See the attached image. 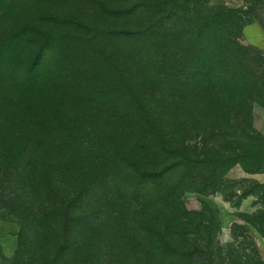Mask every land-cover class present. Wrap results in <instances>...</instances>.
I'll return each mask as SVG.
<instances>
[{"label": "trees", "instance_id": "obj_1", "mask_svg": "<svg viewBox=\"0 0 264 264\" xmlns=\"http://www.w3.org/2000/svg\"><path fill=\"white\" fill-rule=\"evenodd\" d=\"M110 1L0 0L9 264H264L250 230L226 247L217 210L186 205L257 195L264 238V184L226 178L264 172V49L237 38L264 30V0Z\"/></svg>", "mask_w": 264, "mask_h": 264}, {"label": "rangeland", "instance_id": "obj_2", "mask_svg": "<svg viewBox=\"0 0 264 264\" xmlns=\"http://www.w3.org/2000/svg\"><path fill=\"white\" fill-rule=\"evenodd\" d=\"M120 4L118 0H112L110 3ZM225 3L232 7H243L245 4L239 0H212V3ZM109 3V4H110ZM80 8H84L80 6ZM79 10V9H77ZM80 12H89L93 14V8L90 9L85 6L84 9L79 10ZM244 37L238 36V41L244 46L249 47L250 43ZM132 70V66L130 67ZM254 130L260 136L261 142L264 144V108L257 107L255 110V119H254ZM226 178L228 180L238 182L239 184L236 188H240L239 186H248L249 183H244L242 181L248 180L253 182H258L260 184H264V172L260 171L258 174H248L240 165H236L232 170H230ZM198 198L204 200L211 208L217 210L218 218L220 222V234L218 239L220 243L226 247L234 244L235 249L237 245L241 241L240 238L237 239L238 242L232 237V229L235 226L242 227L237 233H241L242 231L250 230L248 235L251 237L254 244H256L257 248L261 256L264 259V238L250 225L246 223L245 215H252L257 212L259 209H262L261 204L256 203L259 201L257 195L248 196L244 199L239 207H235L234 204L236 199L232 200V203L225 202L223 196L221 194H215L208 197H201L198 195L190 194L186 198V205L191 210H197L201 207L200 202H198ZM0 220V264H9V259L15 254L18 247V233L19 226L15 223L5 224ZM244 247V246H241ZM244 251L246 254H250V249H242L241 252Z\"/></svg>", "mask_w": 264, "mask_h": 264}, {"label": "crops", "instance_id": "obj_3", "mask_svg": "<svg viewBox=\"0 0 264 264\" xmlns=\"http://www.w3.org/2000/svg\"><path fill=\"white\" fill-rule=\"evenodd\" d=\"M244 35L251 46L264 49V30L258 23L246 26Z\"/></svg>", "mask_w": 264, "mask_h": 264}]
</instances>
